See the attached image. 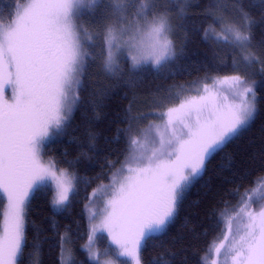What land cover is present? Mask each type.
<instances>
[{"label": "snow or ice", "instance_id": "1", "mask_svg": "<svg viewBox=\"0 0 264 264\" xmlns=\"http://www.w3.org/2000/svg\"><path fill=\"white\" fill-rule=\"evenodd\" d=\"M85 11H100L106 22L102 27L82 22ZM242 19L223 23L215 35L241 55L233 59L232 74L206 75L197 94L156 110L159 123L141 128L137 121L146 117L131 118L124 162L85 205L91 223L82 247L94 264H123L102 261L101 255L111 254L108 249L93 251L101 232L117 246V257L142 264V246L166 228L209 157L254 119L255 81L248 70L260 64L264 72V61L251 51V19L247 14ZM172 33V18L158 0H14L8 23L0 16V196L6 200L0 213V264H22L28 201L45 191L47 181H55L54 207L71 204L75 174L55 160L45 163L42 150L50 130L64 128L71 119L89 62L96 59L93 48L99 42L102 69L110 74L123 70L121 55L132 71L159 67L177 55ZM93 198H106L102 208L90 207ZM232 212L216 256L223 264H264V179L240 194ZM68 243L70 237H60V264L71 260L70 252L65 258Z\"/></svg>", "mask_w": 264, "mask_h": 264}, {"label": "trees", "instance_id": "2", "mask_svg": "<svg viewBox=\"0 0 264 264\" xmlns=\"http://www.w3.org/2000/svg\"><path fill=\"white\" fill-rule=\"evenodd\" d=\"M180 5L177 0H158V7L167 8L171 14L177 55L157 68L145 65L132 71L123 59L119 63L123 70L110 74L102 69L99 42L93 48L96 59L89 62L81 99L65 127L42 150L43 158L55 160L59 168L75 174L76 190L70 206L61 210L52 204L54 193L49 183L43 193L29 198L22 264H60V237L64 235L70 237L66 244L71 253L69 264H94L82 247L89 230L85 205L91 193L107 184L123 163L125 130L132 117H146L175 104L184 88L202 86L206 75L232 74L233 59L240 60V53L211 37V31L221 22L243 23L242 16L247 14L252 21L251 50L264 61V0H191L183 15L178 13ZM13 12L14 0H0L5 24ZM82 22L102 27L106 21L97 11ZM260 68L256 64L248 73L255 81L258 110L254 119L209 157L205 168L185 189L166 228L152 234L142 246V264H209L211 251L233 214L232 206L253 181L264 179V72ZM170 94L175 99L164 103ZM3 209L0 197V213ZM97 241L101 254L105 249L111 253L101 258L116 257L117 246L105 234Z\"/></svg>", "mask_w": 264, "mask_h": 264}, {"label": "rangeland", "instance_id": "3", "mask_svg": "<svg viewBox=\"0 0 264 264\" xmlns=\"http://www.w3.org/2000/svg\"><path fill=\"white\" fill-rule=\"evenodd\" d=\"M177 1H179L180 3H181V5H180V7H179V11H178V13H181V15H183L184 13H185V10H186V8L188 7V5L190 4V2H191V0H177ZM169 15L171 16V14L169 13ZM92 15L91 14H89L87 11H85V13H84V16H83V20L84 19H86V18H88V17H91ZM223 23H225L224 21L223 22H221L220 23V25L219 26H217V28L216 29H214V30H212L211 31V37H214L215 38V35H216V33H218L219 32V30H221V25L223 24ZM173 33H174V30H173ZM173 33H172V37H173V39H174V35H173ZM216 39V38H215ZM98 44V43H97ZM99 45V44H98ZM252 51V50H251ZM123 59H126L123 55H121L120 57H119V63L123 60ZM148 66H151V67H153L151 64H149ZM153 68H157V67H153ZM252 72V69L250 68L249 70H248V73L249 72ZM250 77H251V74H248ZM193 87V88H192ZM200 87H202V86H200ZM226 87V86H225ZM196 88H198V87H196V86H190L189 88H184V90L181 92V94L183 95L182 97H181V99H183V98H185V97H187L188 95H195V94H197L196 93ZM9 95H10V93H9ZM173 99H175V96H174V94H170V96H169V98H167L165 101H164V103H168V102H170V101H172ZM178 102H179V100L175 103V104H173V105H170V106H174V105H176V104H178ZM75 108V107H74ZM74 108H73V110H74ZM165 108V107H164ZM161 109H163V108H161ZM153 114V115H152ZM151 115H147V116H150L149 117V119L147 120V121H145V123H143L144 121H141V122H139V126L141 127V128H143V127H146V126H148V124L150 123V122H156V123H159V120H158V117L156 116V114H155V112L154 113H152ZM146 116V117H147ZM142 124V125H141ZM61 130V129H60ZM60 130H57V129H55V128H53V129H51L50 130V135H49V137L44 141V144L52 137V136H54V135H56ZM43 156V155H42ZM44 159V161H45V163H47L48 162V160H46L45 158H43ZM124 162V161H123ZM120 168V167H119ZM111 182V178H110V180L108 181V183L107 184H109ZM46 183H49L50 184V186L52 187V189H53V193H54V195H53V199H54V197H55V181H52V180H49V181H47ZM0 197H2V196H0ZM90 197H91V195H90ZM2 199L4 200V207L6 206V200L2 197ZM105 200H106V198H100V199H96V198H93V203L91 204V208L93 209V210H99L100 208H102V206H103V204L105 203ZM54 208H56V207H54ZM252 208L254 209V210H259V207H258V205L257 204H253L252 205ZM56 209H58V208H56ZM58 210H61V209H58ZM232 215H234V213L232 214ZM88 218H89V212H88ZM1 219H2V217H1ZM90 220H89V227H90ZM96 223H99V220H97L96 221ZM225 231H226V229H225ZM225 231L223 232V234H222V236L220 237V240L223 238V235L225 234ZM156 233H159V232H155V233H153V234H156ZM106 235L107 236V239L109 240V242L111 243V237H109L108 236V234H107V232H101V233H98L97 234V238L100 236V235ZM219 240V241H220ZM219 241L217 242V244L219 243ZM86 242H87V240H86ZM85 242V243H86ZM216 244V245H217ZM116 246V245H115ZM65 248L67 249V246L65 245ZM116 250L118 251V248H116ZM86 251V250H85ZM93 251H99V248H98V241L96 240V243H95V245H94V247H93ZM88 253V252H87ZM68 255H69V251H68V249H67V251L65 252V258L67 259L68 258ZM89 255V254H88ZM118 257L116 256L115 257V254H114V257H102L101 259H102V261H105V262H108V261H112V260H118V261H121V262H123V264H129V258H127V257H119V259H117ZM210 261H209V264H213V262L214 261H216L217 262V264H223V257L221 256V257H217L216 256V254H215V248L214 249H212V251H211V254H210ZM93 262V261H92ZM70 263V260H69V262H68V264ZM94 263V262H93ZM130 264H134V261H132V262H130Z\"/></svg>", "mask_w": 264, "mask_h": 264}]
</instances>
